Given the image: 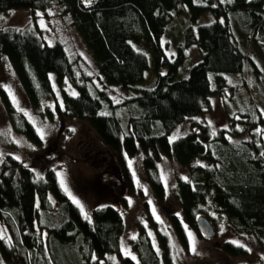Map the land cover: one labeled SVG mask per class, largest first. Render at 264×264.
I'll use <instances>...</instances> for the list:
<instances>
[{"label": "trees", "instance_id": "trees-1", "mask_svg": "<svg viewBox=\"0 0 264 264\" xmlns=\"http://www.w3.org/2000/svg\"><path fill=\"white\" fill-rule=\"evenodd\" d=\"M54 5L70 17L87 45L102 87L93 76L78 70L79 58L72 57L63 44H49L37 25L34 29L1 27L0 62H9L36 110L45 99L55 98L51 74L59 86L70 81L77 95L63 91V106L57 103L56 111L86 122L97 134L116 157L123 191L115 194L121 183L109 181L104 186L111 194H105L108 202L85 219L54 170L47 172L46 180L37 179L33 169L6 155L0 162V264L15 260L51 264L44 253L48 235L67 246H77L79 264H114L113 255L121 264H173L172 241L188 250L189 230L203 237L196 219L211 217L210 208L264 251V114L250 101L252 108L235 112L229 128H220L215 134L210 125L194 119L211 110L213 96L225 97L229 90L235 96L236 86L228 81L229 75H240L245 86L248 74L257 81L264 76L251 53L249 37L236 33L233 25L234 14L242 15L248 30L264 34V0H92L91 4L85 0H0V12L28 10L35 16ZM183 9L189 12L191 23L185 43L171 60L162 40L171 32L173 13ZM206 10L215 15V21L197 25ZM140 44L154 57L157 77L151 87H137L150 67L149 53L137 46ZM193 45L201 59L191 66L187 77L178 78ZM161 67L167 71L159 73ZM115 87L132 90L134 95L117 104L111 95ZM0 91L16 129L40 143L35 127L17 110L7 91ZM121 111L126 114L130 134H125ZM188 120L191 130L171 141L170 134ZM155 121L161 123V133H154ZM246 134L250 139L241 142L228 138ZM140 154L146 155L147 187L154 202L162 205L166 228L160 229L146 199L149 228L145 222L138 223L137 238L130 242L136 257L132 259L122 250L127 229L124 212L137 190L128 160ZM165 158L175 160L188 173L187 180L179 177L176 182L173 207L167 203L168 191L159 169ZM54 202L59 205L55 213ZM4 225L14 235L11 242L2 235ZM222 250L231 256L247 254L245 247L232 241L224 242Z\"/></svg>", "mask_w": 264, "mask_h": 264}, {"label": "rangeland", "instance_id": "rangeland-1", "mask_svg": "<svg viewBox=\"0 0 264 264\" xmlns=\"http://www.w3.org/2000/svg\"><path fill=\"white\" fill-rule=\"evenodd\" d=\"M41 21H43L44 26L41 25ZM214 21L215 15L210 10H206L199 17L197 25L210 24ZM244 22V16L234 14L233 25L236 33L240 34L242 32V37H249L250 42L248 43L250 44L251 53L257 57L264 72V49L262 48L264 34L259 31L248 30L249 27L247 25L244 26ZM190 23L189 12L185 9L173 13V20L168 27V30L171 28V32L167 31L162 40L165 54L169 59H175L179 46L185 43ZM36 25L49 44L61 43L72 57H78V70L80 69L85 74L93 76L96 85L102 87L98 78V67L91 52L81 35L72 25L70 17L64 15L59 6L54 5L47 11L39 10L35 16L31 15L28 10L0 12V28L34 29ZM137 46L142 49L144 44L142 47L141 44ZM144 50L149 53L150 67L146 72L144 81L137 85L140 88L151 87L157 77L154 57L147 48L144 47ZM200 59V52L197 46L193 45L188 50V58L181 67L178 78L187 77L191 66L200 61ZM166 71V67H161L159 73H165ZM51 76L55 98L45 99L41 108L36 110L31 106L29 98L9 62L6 59L0 62V89L7 91L17 110L35 127L40 138L41 135L38 129H43L45 133L40 143H35L28 137L26 132L17 130L0 91V162L6 155L10 154L22 166L33 169L35 177L42 180H46L49 170L55 171L59 181L61 177L57 173H64V179L69 190L84 204L85 211L90 214L94 208L103 206L108 202L105 194H111L107 192L108 188L106 189L104 186L109 181L121 183V188L116 190L115 194H118L124 183L122 184V181H120L121 177L118 172L116 157L110 155V151L106 149L89 125L82 120L69 118L56 111V104L63 102V91L72 96H76L77 91L69 80H65L59 86L55 81L54 74H51ZM228 77V81L236 86L235 96L232 95L231 90L227 91L225 97L213 96L211 110L194 118L199 122L210 125L213 133H216L220 128H229L232 116L236 115L234 113L251 106L250 101L255 107L257 106V108L264 110V76L260 81H257L255 76L251 73L248 74L246 76L247 86L244 85L240 75H229ZM73 92L76 95H73ZM111 95L114 102L118 104L127 97L134 95V91H126L115 87L111 88ZM13 96L15 97V102L13 101ZM29 116L32 119H29ZM120 116H122L125 134H130L131 131L127 128L128 120L125 112L121 111ZM191 126L190 120L179 124L169 136L171 141L188 133L191 130ZM72 129H75V131L73 132ZM153 131L154 133L162 132L160 122H154ZM228 138L234 142H241L249 140L250 136L246 134L235 138L228 135ZM145 156V154H140L128 160V165L129 161L132 162L131 166L129 165V169L133 175L135 189L137 190L136 194L130 199L131 203L128 209L124 212L127 229L123 239L122 250L124 254L126 251L130 252L131 255L124 256L131 258L135 256V253L130 242H132L133 237L137 238L138 223H148L146 220L148 217L145 208L146 199L148 203L151 201L149 203L151 212L152 208L155 207L156 215L160 217V220H158L162 225L160 229L164 230L166 228V215L162 213V205L154 202L153 193H150V188L147 187ZM16 157H20V159H16ZM159 169L168 191L167 203L173 207L175 202L173 193L176 182L179 177H187V169L169 158H165L159 163ZM133 172H135V175ZM98 185H100V188ZM145 188L147 193L144 191ZM101 190L104 191L101 192ZM51 199L53 200L54 198L51 196ZM36 205L38 208L40 207L39 200L36 201ZM163 208L165 209V207ZM58 210L59 205L54 202L53 213ZM209 212L211 214L209 218L215 226L214 237L206 239L204 236V238L199 237L196 232L191 231L197 242L195 253L190 250V240L188 250H183L178 243L172 241L173 264H264V251L253 238L235 231L228 221L218 217L213 208H210ZM147 227L149 228L148 224ZM35 229L38 230L36 223ZM153 230L156 232L157 228L155 227ZM1 231L9 242L14 240V235L9 226H2ZM152 240L154 247L159 249L157 238L153 236ZM226 241H235L237 245H243L247 250L246 256H231L223 252L222 244ZM44 242V253L50 258L51 264H79L77 246L62 244L55 235H48ZM158 252L160 255V251ZM112 259L114 264H121V260L115 255L112 256ZM4 261L5 258L3 256L2 262ZM10 264L23 263L15 260Z\"/></svg>", "mask_w": 264, "mask_h": 264}, {"label": "snow or ice", "instance_id": "snow-or-ice-1", "mask_svg": "<svg viewBox=\"0 0 264 264\" xmlns=\"http://www.w3.org/2000/svg\"><path fill=\"white\" fill-rule=\"evenodd\" d=\"M91 2H92V0H85V3L86 4H91ZM39 15H42V14H39ZM41 25L42 26H44L43 25V21H41ZM73 95H76V93H72ZM13 101L15 102V97L13 96ZM63 106V102L61 101V107ZM21 111H23L22 109H21ZM262 111V114H264V110H261ZM237 118H239V117H237ZM29 119H32V117L31 116H29ZM34 122V121H33ZM209 123H211V121H209ZM226 127V126H225ZM38 131L40 132V135H41V138H43L44 137V135H45V133H44V131H43V129H38ZM72 131L74 132L75 131V129H72ZM213 134H215V133H213ZM261 155H264V152H262L261 153ZM16 159H20V157H16ZM131 164H132V162L131 161H129V165L131 166ZM133 174L135 175V172H133ZM57 175H59L60 177H61V180H60V183H61V185L63 186V188H64V191L68 194V196L72 199V201H73V203H75L79 208H80V210H81V212H83L84 213V216H85V219H90V216H89V213L87 212V211H85V206H84V204L79 200V199H77L73 194H72V192L69 190V188H68V186H67V184H66V182H65V179H64V173H57ZM39 178V177H38ZM183 179H185V180H187L188 178L187 177H184ZM144 191H145V193H147V189L145 188L144 189ZM129 203H131V200H129ZM149 203H151V201H149ZM152 212H153V214H154V216H155V218L157 219V220H160V217L158 216V215H156V209H155V207H153L152 208ZM177 215H179V213H177ZM145 227H147V225L145 224ZM185 228H187V225H185L184 226ZM149 235H152L151 233H149ZM187 235H188V238H189V240H190V250L193 252V253H195L196 252V239H195V237H194V235H193V233L191 232V231H188V233H187ZM136 237H133V239H135ZM233 243H237V242H235V241H233ZM241 246H243V245H241ZM157 251H159V249H157ZM249 251H250V249H249ZM125 255H131V253L130 252H125ZM132 259H136V257L135 256H132ZM101 264H102V262H101Z\"/></svg>", "mask_w": 264, "mask_h": 264}, {"label": "water", "instance_id": "water-1", "mask_svg": "<svg viewBox=\"0 0 264 264\" xmlns=\"http://www.w3.org/2000/svg\"><path fill=\"white\" fill-rule=\"evenodd\" d=\"M196 222L200 233L205 238L211 239L214 237L215 226L208 217L204 215L198 216Z\"/></svg>", "mask_w": 264, "mask_h": 264}]
</instances>
